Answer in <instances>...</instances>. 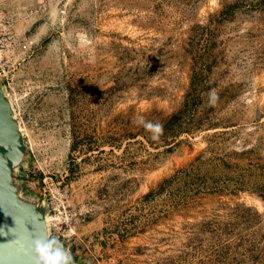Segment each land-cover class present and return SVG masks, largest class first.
Instances as JSON below:
<instances>
[{"label":"rangeland","instance_id":"rangeland-1","mask_svg":"<svg viewBox=\"0 0 264 264\" xmlns=\"http://www.w3.org/2000/svg\"><path fill=\"white\" fill-rule=\"evenodd\" d=\"M0 6L16 178L72 263L264 264V0Z\"/></svg>","mask_w":264,"mask_h":264},{"label":"water","instance_id":"water-1","mask_svg":"<svg viewBox=\"0 0 264 264\" xmlns=\"http://www.w3.org/2000/svg\"><path fill=\"white\" fill-rule=\"evenodd\" d=\"M27 149L0 75V264H38L32 241L48 243L46 204L24 195L16 178Z\"/></svg>","mask_w":264,"mask_h":264},{"label":"clouds","instance_id":"clouds-1","mask_svg":"<svg viewBox=\"0 0 264 264\" xmlns=\"http://www.w3.org/2000/svg\"><path fill=\"white\" fill-rule=\"evenodd\" d=\"M212 100H215V93H210ZM140 123L152 133V138L158 140L163 134V125L159 123L145 122L141 118ZM49 240L55 238L59 247L52 243L44 242L43 238L32 241V250L38 264H72V255L70 250L65 249L63 244L54 236H48Z\"/></svg>","mask_w":264,"mask_h":264},{"label":"built area","instance_id":"built-area-1","mask_svg":"<svg viewBox=\"0 0 264 264\" xmlns=\"http://www.w3.org/2000/svg\"><path fill=\"white\" fill-rule=\"evenodd\" d=\"M10 25L9 20L5 18V12L0 6V49L6 45L8 38L10 36Z\"/></svg>","mask_w":264,"mask_h":264},{"label":"bare ground","instance_id":"bare-ground-1","mask_svg":"<svg viewBox=\"0 0 264 264\" xmlns=\"http://www.w3.org/2000/svg\"><path fill=\"white\" fill-rule=\"evenodd\" d=\"M48 224V223H47Z\"/></svg>","mask_w":264,"mask_h":264}]
</instances>
